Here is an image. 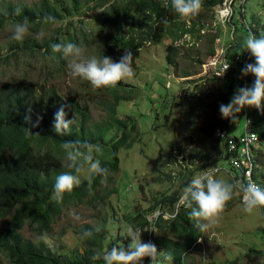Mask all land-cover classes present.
I'll return each instance as SVG.
<instances>
[{
  "label": "rangeland",
  "instance_id": "rangeland-1",
  "mask_svg": "<svg viewBox=\"0 0 264 264\" xmlns=\"http://www.w3.org/2000/svg\"><path fill=\"white\" fill-rule=\"evenodd\" d=\"M35 1L0 0V6L6 3L31 5ZM84 1L90 3V8L97 3H105V6L98 10H89L87 14L82 11L73 18L56 23L45 24L42 21L29 25L28 34L22 41L11 39L15 22L8 19L0 25V87L17 85L25 88L29 84L38 95L45 92L55 94L72 109L76 124L80 121V115L74 111L73 104H77L81 110L89 112L88 128L92 130L108 119L110 105L116 103L119 119L125 121L122 124L130 133L131 148L119 151V169L109 170L107 178H103L96 189L82 198L73 196L62 207L60 216L56 218L49 232L40 235V231L32 224H26L21 230L27 241L35 244L45 241L68 255L75 250L83 254L86 239L81 238L82 230L87 227H100L101 233H106L107 248L120 244L127 249L131 242L127 237L129 217L154 208L165 198L176 194L181 196L182 189L194 175L208 168L217 169L218 163L222 169L218 177L231 181L228 175L231 168L227 162L222 161L225 157L222 146L215 144L211 148L213 143L204 131L210 130L209 124L213 122L218 125L219 117L215 116L216 96L207 101L210 109L199 106L195 100L179 101L177 96L185 86L182 85L183 79L200 80L209 69L212 76L216 62H207L213 47L218 52L223 48L227 49L232 58L244 55L246 51L243 49V41L248 35L237 14L234 23L238 30L234 38L231 25H227L226 30L223 27L210 28L203 33L202 41L198 45L190 46L184 42L176 45V55L171 62H168L167 48L174 45L173 38L166 36L159 43L147 42L143 44L137 58H133L134 53L131 52L134 71L131 78L120 81V86L114 88L93 89L87 82L79 78L73 79L68 74L67 58L63 57L60 61L57 56H44L45 48L39 49L31 45L33 42H49L59 34L61 40H74L76 45L85 50L86 55L102 57L100 45L97 42L95 44L91 37H97L103 15L116 0ZM263 2L264 0H249L246 3V21L250 26L253 18H256V24L260 21L264 24ZM205 15L209 17L210 13ZM83 29L87 31L86 37ZM130 36L128 34L127 37ZM26 42L31 43L29 48H23ZM125 50L130 51L126 44L125 49H118V55L122 57ZM176 76H179L180 84ZM254 79L252 77L250 87L254 84ZM223 84L211 85L212 91L218 93L217 88ZM240 85L239 71L235 68L233 84L228 83L223 87L224 94L228 95L226 104L241 88ZM260 110H264V101L259 110L248 107L251 121L253 113ZM196 117L199 119L196 124L197 131L194 129V123L198 121ZM245 126L242 109L236 121L221 120L219 127L223 132H226L227 127L228 137L241 138L245 134ZM45 150L47 147L41 151ZM262 150L264 152V140ZM105 158L109 159L110 153ZM261 165H264V160ZM78 175L79 186L84 181L92 180L87 167ZM230 201L231 205L227 211H223L218 224L203 233L204 243L188 255L187 264H264V254L246 258L252 250L264 253V209H256L251 214L245 213L237 192H234ZM158 208L168 209V206L161 205ZM77 216L79 219H75ZM11 217L9 214L3 221L1 230L6 227ZM168 238L176 240L172 236ZM141 241L149 243L146 231H141ZM0 263L14 264L1 251ZM140 264H150L149 258H145ZM170 264L182 262L171 261Z\"/></svg>",
  "mask_w": 264,
  "mask_h": 264
},
{
  "label": "trees",
  "instance_id": "trees-1",
  "mask_svg": "<svg viewBox=\"0 0 264 264\" xmlns=\"http://www.w3.org/2000/svg\"><path fill=\"white\" fill-rule=\"evenodd\" d=\"M222 1L203 0L202 9H205V13L202 17L205 18L207 16L205 14ZM165 3H168L169 7L166 8ZM104 6L105 3H97L90 8V3L84 0H36L31 5L6 3L0 6V25L8 19L15 23L21 22L25 17L28 18L29 25L42 22L45 16H52L58 22L73 18L82 11L87 14L89 10ZM16 9L21 10L19 16L13 14ZM153 15H156L155 21ZM257 25L258 36H264V25L260 22ZM83 30L86 37L87 31ZM195 31L194 28L187 30L183 21L170 10V0H116L103 15L97 37H91V40L100 45L102 56L119 61L121 56L118 55V49H125V44L127 49L134 53L133 58H137L145 41L159 43L165 36L177 40L185 33L193 34ZM128 34L131 36L127 37ZM70 42L76 44L72 39ZM53 43L68 42L61 40L57 34L54 39L43 44L26 42L23 48H29L30 44L39 49L45 48L44 56H57L61 61L62 54L51 51L50 45ZM175 55V48L172 45L168 46V61L171 62ZM184 74L188 75L187 72ZM60 107L65 108L67 118L71 119L72 109L55 94L45 92L38 95L29 84L25 88L17 85L0 87V227L8 215H12L6 227L0 229V251L14 264H103L102 259L93 257L97 252L107 248L105 240L108 236L101 231L95 232L92 227L82 230V234L86 231L93 232L92 237L85 240L83 254L75 250L68 255L62 252V249L51 247L45 241L38 244L27 241L21 234L26 224L36 226L40 235L49 232L56 218L60 216L62 207H65L73 196L82 198L89 191L96 189L103 179L94 176L92 180L84 181L75 187L71 193H66L62 202L54 201L52 190L56 177L70 171L63 166L65 155L60 147L62 142L80 140L102 145V155L95 158L100 160L102 167L110 171L119 169V151L131 148L130 133L122 124L125 121H121L117 113L118 104L110 105L108 119L95 126L94 130L88 128L89 112L73 104L74 111L80 115L79 123H74L66 134L57 135L52 130V122L54 113ZM38 117L40 119L37 125ZM252 124V132L264 140V110L253 113ZM26 128H30L32 133H27ZM212 129L215 130V127ZM120 133L122 136H119ZM222 143L226 150L227 141L223 139ZM215 144L217 143L214 142L211 148ZM45 147L47 150L41 151ZM109 153L110 158L106 159L105 155ZM227 158L228 156L222 161H227ZM179 199L180 196L177 194L165 198L154 208L129 217L127 222L129 226L145 231L148 225L145 219L147 213L161 205L168 206V211L172 212ZM230 205L231 201L227 203L226 211ZM188 212L189 209L185 207L174 221L162 223L158 228L159 235L152 238V244L157 250L168 252L173 262H181L184 247L190 248L202 236L195 227V222L190 220ZM168 234L179 236L182 242L169 239ZM263 254L252 250L246 258H255Z\"/></svg>",
  "mask_w": 264,
  "mask_h": 264
},
{
  "label": "clouds",
  "instance_id": "clouds-1",
  "mask_svg": "<svg viewBox=\"0 0 264 264\" xmlns=\"http://www.w3.org/2000/svg\"><path fill=\"white\" fill-rule=\"evenodd\" d=\"M227 1L228 0H223L212 10L209 9L210 16H206L205 18L202 17L205 13V9H202L203 0H170V10L183 21L187 30L193 28L196 30L193 34L190 32L185 33L181 39H174V45H172L174 48H177L180 42L188 43L190 46L198 45L202 41L203 33L214 27H223L226 30L227 25L233 26L234 38L238 30L234 23L237 14L240 16L239 22L241 26L248 33L243 41V49L246 51L244 55H236L232 58L227 49L223 48L218 52L213 47L209 52L208 58L210 60L207 62V64H209L211 60L213 61L210 63L216 62V68H214L212 76L210 75L211 71L209 69L208 73L200 80L191 81L190 79H183L184 83L182 85L185 86L177 96L179 101L193 102L195 100L198 101L199 106H204L208 109H210V107L207 101L216 96L217 113L215 116L217 115L219 117L217 120L218 125L216 122H213L209 124L211 129L208 131L204 129V131L209 135V140L212 143L215 142L222 146V152L225 154L223 159L225 160L226 156H228L225 162H227L231 168V171L228 173L231 181L228 182L218 177L222 171L218 166L219 163L216 165L217 169L208 168L197 173L182 189L180 199L172 212L168 211V209L158 208V206L154 211L146 214L145 219L148 225L145 231L147 232L149 243L141 241L142 230L140 228L141 231L129 226L127 228V237L130 238L131 242L128 244L127 249L119 244V246H114L110 249L106 248L102 252H97L94 255L93 259H102L103 264H140L145 258H149L150 264H170L172 256L166 251H158L156 246L152 244V238L159 235L158 228L162 223L174 221L179 212L185 207L189 209V218L195 222V227L202 233V236L194 245H191L190 248L187 246L184 247L182 252L183 257L181 258L182 264H187L188 255L199 245L204 243L203 233L218 224L234 192H237L240 196L243 203V211L245 213L251 214L256 209H264V165H261L262 160H264V152L262 150L263 140L252 132L253 124L248 114V107H255L259 110L261 109L262 101H264V36H258V25L253 20L251 26L246 21L245 6L249 0H233L232 15L227 18L230 13L227 11L222 13V20H225L222 22L220 20V11ZM164 6L167 8L169 4L165 3ZM20 11V9H16L13 14L19 16ZM155 19L156 15H153V21H155ZM56 22L57 21L52 16H45L43 18V23L45 24ZM28 31L29 21L28 18L25 17L23 21L13 25L11 39L22 41L28 34ZM147 42L153 41H145V43ZM50 48L52 53H60L63 57L68 59V74L73 79L79 78L87 82L93 89L114 88L120 81L131 78L134 75L132 68L133 55L129 50H125L120 60L114 62L110 57L104 55L102 57L96 55L88 56L85 54V50L82 47L71 42L53 43L50 45ZM235 68H238L239 71L241 88L234 93L230 101L226 104L228 95L224 94L223 87L228 83L233 84ZM222 70V75L225 72V77L219 78L217 73ZM252 77L255 79L254 84L250 87ZM176 78L179 83V76H176ZM216 83H224L223 86L221 85L217 88L218 93L212 91L211 88V85ZM242 109L246 120V126L244 127L245 134L241 138H230L227 133L228 126L225 127L226 132H223L219 127L220 121H236V117ZM39 119L38 117L37 125ZM196 119L198 118L196 117ZM198 122L199 119L194 123V129L196 131L198 129L196 125ZM74 123V117L68 119L65 108L60 107L54 113L52 130L57 135H63L70 131ZM37 125L33 126L35 127ZM213 127H215V130L212 129ZM25 131L29 134L32 133L30 128H26ZM196 131H194V133H196ZM211 131L213 133H211ZM249 137L254 138L255 141L246 145L244 141L249 139ZM223 139L227 141L226 150L222 143ZM232 146H235L236 149H232ZM60 147L65 155L64 166L70 171L63 172L56 177L52 190V199L57 203L63 201L66 193H71L75 187L79 186L80 179L78 174L81 173L85 167H87L90 178L94 176L107 178L109 170L102 167L100 160L95 158L98 155H102V145L98 143L91 144L88 141L75 140L64 141L61 143ZM246 150H248V154H246ZM242 155L244 156L242 157ZM236 162L242 164V168H236ZM245 163L251 164V168H253L254 171V181L256 183L250 176L249 178L247 177V169H245L247 164ZM75 219H79V217L77 216ZM100 230V227L94 229L97 233ZM92 235V231H86L82 234L81 238H90ZM168 236L176 238L175 242H182L179 236L170 234H168Z\"/></svg>",
  "mask_w": 264,
  "mask_h": 264
},
{
  "label": "built area",
  "instance_id": "built-area-1",
  "mask_svg": "<svg viewBox=\"0 0 264 264\" xmlns=\"http://www.w3.org/2000/svg\"><path fill=\"white\" fill-rule=\"evenodd\" d=\"M232 6H233V0H228L227 2L224 3V7H223V9L220 11V20H221L222 22H224L225 20H222V16H221V14L224 13L225 11H227V12L230 13V14L227 16V18H229V17L232 15V13H233V8H232ZM224 67H225V66H224ZM223 69H224V68H223ZM222 72H223V70L220 71L219 73H217V76H218L219 78H224V77H225V72L223 73V75H222ZM221 75H222V76H221ZM254 141H255L254 138L249 137V139L245 140L244 143H245L246 145H249V144L253 143ZM232 149L235 150L236 147H235V146H232ZM246 154H248V150H246ZM243 156H244V155H242V157H243ZM245 164H247V165H246V168H245V169H247V170H246L247 177L249 178V176H250L251 179L254 181V171H253V168H251V164H250V163H245ZM235 166H236V168H238V169L242 168V164H240L239 162H236V163H235ZM254 182H255V181H254ZM255 183H256V182H255Z\"/></svg>",
  "mask_w": 264,
  "mask_h": 264
}]
</instances>
